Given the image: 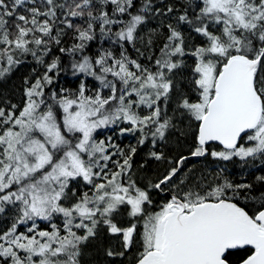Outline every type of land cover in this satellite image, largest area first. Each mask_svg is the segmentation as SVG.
Wrapping results in <instances>:
<instances>
[{
	"label": "snow or ice",
	"instance_id": "1",
	"mask_svg": "<svg viewBox=\"0 0 264 264\" xmlns=\"http://www.w3.org/2000/svg\"><path fill=\"white\" fill-rule=\"evenodd\" d=\"M25 66L0 264H264V0H0Z\"/></svg>",
	"mask_w": 264,
	"mask_h": 264
},
{
	"label": "trees",
	"instance_id": "2",
	"mask_svg": "<svg viewBox=\"0 0 264 264\" xmlns=\"http://www.w3.org/2000/svg\"><path fill=\"white\" fill-rule=\"evenodd\" d=\"M29 71H30V66L22 67L19 71L13 74L10 80H8L7 82H0V92H7L9 95H11L13 90L20 85L22 76ZM130 140L131 138L126 139L124 140V143H128ZM232 171L235 174L238 171V169L232 168ZM258 174H264V173H258ZM91 259L97 261L98 264H104L105 261V257L101 253L95 250H92Z\"/></svg>",
	"mask_w": 264,
	"mask_h": 264
}]
</instances>
